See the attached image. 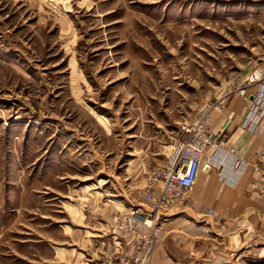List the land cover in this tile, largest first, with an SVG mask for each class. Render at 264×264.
I'll use <instances>...</instances> for the list:
<instances>
[{
    "label": "rangeland",
    "instance_id": "1",
    "mask_svg": "<svg viewBox=\"0 0 264 264\" xmlns=\"http://www.w3.org/2000/svg\"><path fill=\"white\" fill-rule=\"evenodd\" d=\"M263 64L264 0H0V264H106L179 127ZM259 217L214 264H264Z\"/></svg>",
    "mask_w": 264,
    "mask_h": 264
},
{
    "label": "crops",
    "instance_id": "2",
    "mask_svg": "<svg viewBox=\"0 0 264 264\" xmlns=\"http://www.w3.org/2000/svg\"><path fill=\"white\" fill-rule=\"evenodd\" d=\"M246 115V101L236 95L221 113H213L210 130L215 137H221L220 150L208 151L203 157L202 166L209 163L210 168L201 170L186 212L168 221L154 264H214L224 257L218 239L228 237L233 247L237 241L240 243L242 235L250 239L256 236V224L264 210L256 163L264 152V133L244 131L241 125ZM230 148L236 149L235 156L229 155ZM236 156L245 162L239 171L234 168ZM201 222L209 226L197 228ZM261 222L263 231L264 218ZM206 230H214L213 235L207 236ZM213 241L219 246H214ZM212 256L216 258L210 259Z\"/></svg>",
    "mask_w": 264,
    "mask_h": 264
},
{
    "label": "built area",
    "instance_id": "3",
    "mask_svg": "<svg viewBox=\"0 0 264 264\" xmlns=\"http://www.w3.org/2000/svg\"><path fill=\"white\" fill-rule=\"evenodd\" d=\"M232 93L247 104V115L241 128L251 134L264 133V64L255 68L244 85L233 89ZM223 108V103H219L179 127L167 162L154 170L148 183L144 197L149 209H137L119 216V246L106 264H154L155 254L164 240L162 220L184 212L202 170L203 156L208 151L220 150L221 137L214 136L210 124L213 113H221ZM228 151L229 155L237 154L235 148ZM256 163L259 190L264 195V152L258 155ZM244 165L242 158L236 156L234 168L239 171ZM207 167L210 168L209 163Z\"/></svg>",
    "mask_w": 264,
    "mask_h": 264
},
{
    "label": "bare ground",
    "instance_id": "4",
    "mask_svg": "<svg viewBox=\"0 0 264 264\" xmlns=\"http://www.w3.org/2000/svg\"><path fill=\"white\" fill-rule=\"evenodd\" d=\"M205 154H206V153H205ZM204 156H205V155H204ZM204 156H203V157H204ZM202 159H203V158H202ZM205 167H206V166H205ZM205 167H203V166H202V170H203ZM205 169H208V167H207V168H205Z\"/></svg>",
    "mask_w": 264,
    "mask_h": 264
}]
</instances>
